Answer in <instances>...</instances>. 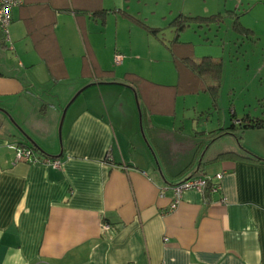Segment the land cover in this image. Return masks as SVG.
I'll use <instances>...</instances> for the list:
<instances>
[{
	"label": "crops",
	"instance_id": "obj_1",
	"mask_svg": "<svg viewBox=\"0 0 264 264\" xmlns=\"http://www.w3.org/2000/svg\"><path fill=\"white\" fill-rule=\"evenodd\" d=\"M172 1L166 0V12L161 13L170 25L180 14L220 13L216 26L224 18L233 23L226 12L233 10L252 35L264 37V0H223V10L211 12L205 7L209 11L205 13L195 7L199 0ZM239 6L244 7L241 12ZM252 11L254 23L245 22L242 16ZM20 12L14 7L7 34L0 31V108L41 150L51 155L62 151V155L54 158L60 160L59 167L17 159V144L32 143L0 111V264H264V128L246 129L243 139L237 140L235 131L207 137L206 132L222 127L220 120V126L211 130L196 125L192 144L183 137L184 146L182 139L181 144L173 141L168 151L155 129L162 116L176 114V97L184 94L174 100L147 99L155 103L150 109L156 110L145 112L141 124L130 90L135 92L124 78L132 71L121 52L115 50L120 61L115 63L113 57L110 65L129 69L121 78H114L115 68H109L113 70L109 79L97 78L93 71L107 68L84 36L85 26L87 19L104 23L106 14L77 22L72 12H57L54 33L63 63L50 74L26 36ZM59 17L76 26L84 48L74 76L78 84L72 90L64 88V80L71 76L63 54L66 41L57 29ZM147 25L159 32L163 29ZM84 56L92 63L88 71ZM84 85L89 86L67 107L59 140L63 106ZM199 92L209 94L204 88L193 93ZM204 111L196 114L197 121L206 118L201 117ZM247 132L254 137L249 143ZM224 136L229 140L220 143ZM243 150L261 160L242 158ZM34 152L42 155L38 149ZM232 152L234 156H227ZM199 176L216 181L218 189L185 190L171 211L172 185ZM104 224L109 229L104 230Z\"/></svg>",
	"mask_w": 264,
	"mask_h": 264
},
{
	"label": "rangeland",
	"instance_id": "obj_2",
	"mask_svg": "<svg viewBox=\"0 0 264 264\" xmlns=\"http://www.w3.org/2000/svg\"><path fill=\"white\" fill-rule=\"evenodd\" d=\"M179 1L173 0L172 4ZM251 1L254 3L256 0ZM165 2L166 0H104L103 4L107 8L104 23L101 20L87 19L84 36L100 58L101 65L107 69L115 68L114 78L116 76L121 78L122 74L129 70L118 68V65L110 67L115 50H118L121 52L118 53L126 58L130 71L160 83L170 84L177 80L170 51L166 48L175 35L174 25L169 24L170 20L161 18V13L166 12ZM244 4L246 7V3ZM247 4L250 6L251 3ZM195 7L204 13L209 12L205 10L206 8L211 12L216 8L224 9L223 0H199ZM242 8L244 7L239 6L240 12ZM116 9L125 10L147 24L159 25L163 29L155 36L131 19L122 16L121 12H116ZM254 13V11L246 13L242 19L245 18V22L250 19L254 23ZM61 19L59 17L57 29L62 39L64 37L66 41L63 45V54L71 76L64 80V88L72 90L78 84L74 76L76 71L79 72L84 48L76 26L73 23L72 26H68ZM231 23L230 18H224L218 26L215 25V21L212 23L209 20L203 21L200 27L198 23L191 22L179 32V40L192 43L193 56L211 55L222 58V72L218 90L213 97L203 92L178 95L175 100L176 114L162 116V121L157 123L155 133L168 151L173 146V141L181 144L180 139L183 142V137L184 140H189L187 143L192 144L195 138L193 128H196V125H199L200 130L201 128L211 130L220 126L219 120L222 126L228 127L234 119L240 120L245 114L253 118L264 117V37L252 35L243 28L242 35L237 34L231 28ZM246 32L247 35H244ZM25 45L32 49L29 41H25ZM18 47L22 49V44L19 43ZM6 57L7 60L10 58L8 53ZM130 91L134 99V93ZM133 101L136 107L135 100ZM135 109L137 111V107ZM199 110H205L201 117L206 118L201 121L196 120ZM233 112L235 115H232ZM236 126L238 127V122ZM238 131L236 129L234 133ZM139 132L142 136L140 127ZM142 138L144 139L143 136ZM201 139L203 138L196 140ZM228 140L229 137L224 136L220 143ZM250 140H254V137L247 132L245 141L249 143ZM201 154L202 152L198 155L199 158ZM154 162L157 160L154 159Z\"/></svg>",
	"mask_w": 264,
	"mask_h": 264
},
{
	"label": "trees",
	"instance_id": "obj_3",
	"mask_svg": "<svg viewBox=\"0 0 264 264\" xmlns=\"http://www.w3.org/2000/svg\"><path fill=\"white\" fill-rule=\"evenodd\" d=\"M17 7L20 8L21 17L25 21L26 36L31 39L34 47L41 53L50 74H53V70L63 63L60 47L54 33L57 12H72L77 22H81L85 16L93 17L94 19L96 17L104 18L107 12L101 6V0H22V3ZM122 12L150 33L156 35L159 32V28L149 27L137 16L131 15L124 10H122ZM226 12L230 16H233L232 27L234 30L242 33L241 28H243V30L250 32L249 29L239 23V18H237L239 15L238 12L235 13L233 10H228ZM220 19V13L206 16L180 14L172 19V24L174 25L176 33L173 39L170 40V45H168L167 48L170 51L171 60L177 72V82L175 84L168 85L157 83L134 72L125 74V81L129 83L130 87L134 90L140 103L142 125L145 112H148V110H156V107L150 109L149 105L153 104V101L149 102L147 99L163 97L165 99L174 100L175 96L178 94L193 93L203 88L212 97L217 92L220 84L219 78L222 72V58L211 55H203L200 57L193 56L191 51L192 43L179 40V32L183 30L190 20H196L201 24L203 21L209 20L210 22H218ZM83 64L84 71L90 70L91 65L89 66V64L92 63L87 59V56H84ZM93 71L95 72V76L100 79H109L113 76L112 69L103 70L97 68V70H95L93 68ZM56 79L57 77L55 80ZM232 115H235V113L233 112ZM249 128H264V117L259 116L253 118L245 114V116L239 120L238 127L233 121L228 127H218L210 132L205 131V134H207V137L208 135H215V137H218L221 136V133L224 131L233 132L238 129L240 132L238 131L234 134L237 140H240L244 130ZM17 146L27 148L31 152V155L41 162L44 158H55L54 155L47 154L34 143L31 145L18 143ZM35 149H38L42 155H36L34 152ZM239 155L248 160H261V158L247 150H243V153ZM227 156H234V153H228Z\"/></svg>",
	"mask_w": 264,
	"mask_h": 264
},
{
	"label": "built area",
	"instance_id": "obj_4",
	"mask_svg": "<svg viewBox=\"0 0 264 264\" xmlns=\"http://www.w3.org/2000/svg\"><path fill=\"white\" fill-rule=\"evenodd\" d=\"M22 3V0H0V31L6 35L7 34V26L10 23L11 19V11L14 7L19 6ZM120 61V56L115 55L114 56V62L118 63ZM17 159H22L26 162H32L37 163L41 162L38 161L33 155H31V152L27 148L18 147L16 149ZM42 162H47L53 167H59L60 166V160L59 159H48L44 158ZM221 174H216V179L221 178ZM173 190V201L170 205V210H174L181 198V195L183 191L188 189H198V190H205V189H211V190H217L218 189V183L212 182L210 177H192L187 180H183L181 182H178L174 185H172ZM104 230L109 229L108 225L104 224L102 226Z\"/></svg>",
	"mask_w": 264,
	"mask_h": 264
},
{
	"label": "water",
	"instance_id": "obj_5",
	"mask_svg": "<svg viewBox=\"0 0 264 264\" xmlns=\"http://www.w3.org/2000/svg\"><path fill=\"white\" fill-rule=\"evenodd\" d=\"M89 85H84L83 87H81L74 95L73 97L70 99V101L67 103V105H65V107L62 109L61 112V116L59 119V123H58V136H59V140H61V127H62V122L65 116V112L67 110V107L69 106L70 103L73 102V100L75 99V97L82 92L86 87H88ZM135 97V101H136V106H137V110L140 116V106L138 103V99L136 94H134ZM0 111L6 113L9 116V119L11 121V123L17 127L18 131L20 132V134L22 135V137L26 140V141H30L31 143H33V141L30 139V137L27 135V133L14 121V119L10 116V114L3 108H0ZM62 155V151H60L57 155H54L55 158H59Z\"/></svg>",
	"mask_w": 264,
	"mask_h": 264
}]
</instances>
